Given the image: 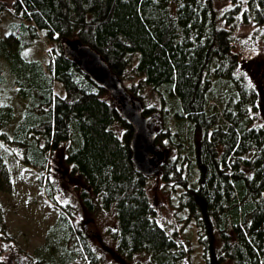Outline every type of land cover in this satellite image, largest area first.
Segmentation results:
<instances>
[{
	"label": "trees",
	"instance_id": "16d2710c",
	"mask_svg": "<svg viewBox=\"0 0 264 264\" xmlns=\"http://www.w3.org/2000/svg\"><path fill=\"white\" fill-rule=\"evenodd\" d=\"M232 2L221 27L214 0H12L11 8L0 0V26L4 14L12 16L7 33L0 31V59L9 62L26 102L15 128L2 130L18 113L0 100V141L38 172L58 212L50 240L34 254L16 244L9 262L19 251L20 264H100L77 207L63 199L68 191L85 214L114 211L120 255L143 254L149 264H194L191 244L157 220L150 176L133 161L134 128L118 99L82 66L83 58L92 59L88 48L122 86L138 77L162 95L158 121L176 119L178 126L156 132L157 145L167 142L178 151L159 173L181 186L178 207L196 224L205 264H264V122L256 118L264 104L258 88L237 72L232 36L239 19L264 38V0ZM43 31L56 45L45 61L26 58ZM67 42H76L77 56ZM218 80L224 82L221 106L212 96ZM7 82L0 67V87ZM135 90L127 92L134 99ZM144 107L153 117L154 108ZM186 164L198 168V182L184 173ZM4 220L0 237L15 242ZM9 262L0 252V264Z\"/></svg>",
	"mask_w": 264,
	"mask_h": 264
},
{
	"label": "rangeland",
	"instance_id": "374dc122",
	"mask_svg": "<svg viewBox=\"0 0 264 264\" xmlns=\"http://www.w3.org/2000/svg\"><path fill=\"white\" fill-rule=\"evenodd\" d=\"M1 1H6L8 7H12V0ZM214 5L220 18V26L224 27V12L234 4L232 0H214ZM11 17V15H3V23L0 26V31L3 34L8 31ZM232 32L235 44L234 49L240 58V66L237 72L245 75L258 88L264 104V38L258 29L251 24L241 23L239 19L234 24ZM67 43L74 50H77L76 46L78 45L76 42ZM54 45H56V41H50L47 32L43 31L40 33L37 42L27 49L24 55L28 59L45 61L48 57V52ZM0 67L5 70L8 77V82L0 87V100L13 105L18 113V119L12 122L9 127H3L2 130H12L18 124L26 102L13 85V73L9 62L5 59H0ZM129 75L131 74L129 73ZM122 81L123 86L130 95L132 94L128 90L130 88L136 89V99H140L143 107L154 108L153 117L155 118H153L151 131H160L167 124L174 127L178 126L174 117H171V120L163 121L164 124L156 119L157 114L162 109L161 94L154 91L152 87L145 85L138 77H131ZM212 96L214 102L221 106L224 102V82L222 80L215 82ZM119 97L124 100L123 96L120 95ZM256 118L259 123L264 122V112L262 115L258 113ZM161 148L163 153L166 154V158H176L178 155V151L175 148L171 149L167 142L164 145L162 144ZM158 154L161 157L162 152H158ZM51 159L54 164L53 160L57 159V155H52ZM56 171L62 176L64 172L63 165H58ZM186 172L188 175L190 174L191 181L198 182L200 178L198 168L195 169L193 164L188 168L186 164L184 173ZM147 190L157 209V220L160 225L176 236L178 240L191 244L194 249L192 255L194 264H205L202 257V247L198 242L196 224L188 219V212L185 209L182 210L178 207L182 192L181 186L173 182L164 181L162 174L159 173L150 176ZM63 199H69L77 207V221L79 220V225L85 226L87 229L92 245L100 257V264H149V259L146 255L139 254L129 259L118 253L117 242L112 234L117 224L114 211L85 214L84 210H81L80 203L73 192L66 191ZM1 218L5 219L8 236L15 239L14 242L11 239L6 240L0 237V252H3L8 262V252H10L11 248H16V244L24 252L31 254H34L40 247L44 246L50 240L51 231L55 230L58 218V212L52 201L38 184V172L18 159L16 148L8 146L3 141H0ZM2 226L3 224L0 223V230ZM1 233L4 232L0 231ZM57 245H59V241H57ZM13 254L15 255V260L9 263L20 264L21 259L18 258L21 255L20 252ZM69 264H89V262L86 260H74Z\"/></svg>",
	"mask_w": 264,
	"mask_h": 264
},
{
	"label": "water",
	"instance_id": "95a60500",
	"mask_svg": "<svg viewBox=\"0 0 264 264\" xmlns=\"http://www.w3.org/2000/svg\"><path fill=\"white\" fill-rule=\"evenodd\" d=\"M92 59L88 61V58L82 59V66L105 86L115 99H118L121 105L122 116L132 124L134 128V135L131 141L133 150V161L138 170L143 172L147 176H152L159 172V162L161 157L158 152L160 146L156 144V132L151 131V125L153 123V117H149L145 114L144 107L140 100L134 99L129 96L127 91L123 88L122 83L114 76L110 69L100 56L96 55L90 49L86 48ZM68 52L74 56H77V51L69 48ZM123 96L124 100L119 96ZM154 157L151 159L150 156Z\"/></svg>",
	"mask_w": 264,
	"mask_h": 264
},
{
	"label": "flooded vegetation",
	"instance_id": "af4514ba",
	"mask_svg": "<svg viewBox=\"0 0 264 264\" xmlns=\"http://www.w3.org/2000/svg\"><path fill=\"white\" fill-rule=\"evenodd\" d=\"M159 152H162V155H161V161L159 162V169L161 170V165L163 164V162H164V160H165V158H166V155H165V153H163V150H162V148L160 149V151ZM160 154V153H159ZM154 156L153 155H151L150 156V158L152 159ZM160 170H159V172H160ZM159 172H157V174H159Z\"/></svg>",
	"mask_w": 264,
	"mask_h": 264
}]
</instances>
